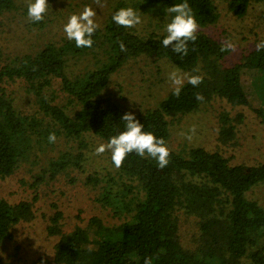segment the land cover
I'll list each match as a JSON object with an SVG mask.
<instances>
[{
  "label": "trees",
  "instance_id": "trees-1",
  "mask_svg": "<svg viewBox=\"0 0 264 264\" xmlns=\"http://www.w3.org/2000/svg\"><path fill=\"white\" fill-rule=\"evenodd\" d=\"M260 1L229 0L226 10L240 20ZM182 2L118 1L106 23L96 29L91 48H77L74 41L62 38L36 49L12 47L11 52L4 53L8 47L2 43L8 33L21 27L26 32L42 31L50 20L44 16L41 22L29 20L26 24L18 12L20 4L0 0V179L23 168L29 176V189L35 191L76 170L84 175L94 139L107 143L125 130L121 116L127 111L110 96V79L142 57L166 59L182 72L203 78L196 87L186 80L179 97L171 90L157 108L135 115L144 125L142 130L163 138L166 146L169 121L197 112L203 104L221 99L233 107H250L246 99L230 97L224 84L230 74L243 73L254 54L261 53L264 58V49L226 67L225 58L231 50L199 31L195 42L188 44L187 56L174 53L171 46L164 48L161 41L174 15L167 8ZM187 2L199 27L217 24L221 14L214 0ZM127 7L133 8L151 30L147 32L146 25L141 31L118 27L112 15ZM120 42L126 51H120ZM82 57L87 59L86 65L78 61ZM78 63L85 67L76 68ZM258 72L254 89L259 106L252 112L264 125V67ZM118 90L122 91L120 87ZM197 94L204 97L202 102L195 98ZM243 122L241 114L219 115L220 150L236 145L237 130ZM50 133L55 134L54 143L48 141ZM220 150H169V163L163 169L155 159L132 152L119 169L110 159L108 166L79 180L69 178V184L79 181L93 194L94 203L108 212L112 222L93 216L85 226L76 225L66 232L60 211L43 215L47 236L55 238L50 256L22 259L18 256L20 246H10L13 231L36 220V197L18 203L0 198V264H144L145 258H151L152 264H264V207L249 197L264 184V162L233 165ZM180 212L196 220V247L192 249L185 248L180 238Z\"/></svg>",
  "mask_w": 264,
  "mask_h": 264
},
{
  "label": "rangeland",
  "instance_id": "rangeland-1",
  "mask_svg": "<svg viewBox=\"0 0 264 264\" xmlns=\"http://www.w3.org/2000/svg\"><path fill=\"white\" fill-rule=\"evenodd\" d=\"M15 1L18 6L20 4L18 12L21 13V20L29 24L25 9L28 3L34 2V0ZM85 1L87 3L78 0H47L49 6L44 14L46 20H50L47 28L42 31L26 32L21 27L23 30L11 31L2 43L3 45L7 44L8 47L3 50L4 53L11 52L13 48L18 50L17 47L23 50H28L31 47L36 49L37 46L41 47L43 43L45 44L49 40L59 41L66 38L63 27L68 18L73 14L79 15L85 6H90L96 12L94 22L100 27L106 23L108 15L120 0H100V4L104 5L103 7H99L94 0ZM227 1L229 0H214L221 14L220 19L216 25L207 28L199 27L198 31L223 42L225 45V42H227L234 46V50L230 49L231 52L224 62L226 67H232L234 64L239 63L241 58L254 52L256 45L264 41V0L254 3L249 8L246 16L240 20L229 15L226 10ZM145 25L147 32L150 31L151 28H149L148 23L142 20L135 29L141 31ZM16 39L18 42H16ZM18 43L24 45L19 46ZM262 57L261 53L251 56L248 68L241 74H230L224 84V90L230 97L246 99L251 105L250 107H233L225 100L214 99L209 104L201 105L197 112L189 113L180 119H170L172 121H169L168 149L177 153L187 152L189 149L197 147L212 152L218 151L220 150L217 141L219 115L228 113L231 117H234L241 114L244 117V122L238 127L235 139L236 145L222 146L220 152L230 159V163L233 165L257 166L264 162V125L259 123V119L252 112L253 108L259 106L254 89V78L255 75L259 74L258 70L264 67V58ZM142 58H139V60L146 61L145 63L141 60L132 61V64H127L119 74H113L109 82L112 87V94L109 95L117 101L119 107L134 115L142 114L147 109L157 108L159 102L171 90H174L168 79L169 73L178 71L180 74H185L166 59ZM78 61L87 64L85 57ZM83 64L81 66L77 65L76 68L82 69L83 66L85 67ZM144 64L147 66L146 69L143 68ZM118 86L122 91L118 90ZM193 126H195L196 131L191 141H189L181 133L189 134V129ZM100 144L99 141L94 139V142L89 146L88 162L84 167L86 173L82 174L83 177L87 173L98 171L103 166L106 167L110 164V152L106 151L102 155L93 154L95 148ZM82 175L76 170L69 173L67 177H59L52 185L43 186L35 191L29 189V176L24 173L23 168H20L16 174L9 178L0 179L1 199L10 203H18L20 201H30L33 197H36V220L31 224L19 226L13 231L14 238L10 246L17 244L20 246L18 253L20 258L32 259L43 254L51 255L55 238L47 236L43 215L47 217L55 211H60L63 214L60 223L62 229L66 232L71 231L76 225L85 226L87 220L93 216L101 217L105 223L112 222L108 212L94 203L93 194L80 185L81 182L77 181L73 185L68 183L69 178L79 180ZM249 197L264 207V184L251 191ZM177 216L182 244L187 249L196 247L194 244V238H197L196 220L181 212ZM11 249H5L4 255Z\"/></svg>",
  "mask_w": 264,
  "mask_h": 264
},
{
  "label": "clouds",
  "instance_id": "clouds-1",
  "mask_svg": "<svg viewBox=\"0 0 264 264\" xmlns=\"http://www.w3.org/2000/svg\"><path fill=\"white\" fill-rule=\"evenodd\" d=\"M99 6L100 0H94ZM47 0H34L29 2L27 6V17L32 23H38L44 20V14L48 9ZM172 16L171 22L166 26L167 35L162 39L161 44L164 48H169L176 54L188 55L189 42H195L196 33L199 25L193 14L192 8L187 0L182 3L174 4L167 8ZM96 12L90 7L85 6L79 14H73L68 18L67 23L63 27L66 38L74 41L77 48H91L93 46L92 36L94 35L98 25L94 22ZM112 21L123 28H135L141 23L140 15L131 7L120 8L112 15ZM227 48L233 49L234 46L225 42ZM119 48L121 52L126 51L123 42H120ZM264 49V41L256 45V50ZM226 50L225 48L221 49ZM169 81L174 87L173 95L179 97L181 88L185 79L187 83L196 87L203 82V78L198 75L180 74L178 71L169 73ZM198 101H203L204 97L197 94L195 97ZM121 120L125 122V130L118 135L109 138L107 143H102L95 148L94 155H102L106 151L111 152V161L115 168L122 167L123 162L128 154L135 152L141 158L150 157L155 159L160 169L166 167L169 163L170 152L163 138H157L151 132H144L142 125L131 112H126L121 116ZM195 126L189 129V134L181 133L187 140L191 141L195 134ZM55 134L50 133L48 137L49 143H54ZM43 264V262H42ZM144 264H152L151 258H145Z\"/></svg>",
  "mask_w": 264,
  "mask_h": 264
}]
</instances>
